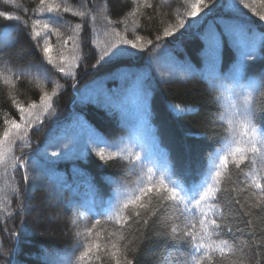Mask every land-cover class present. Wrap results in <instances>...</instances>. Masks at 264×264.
<instances>
[{"label": "trees", "instance_id": "obj_1", "mask_svg": "<svg viewBox=\"0 0 264 264\" xmlns=\"http://www.w3.org/2000/svg\"><path fill=\"white\" fill-rule=\"evenodd\" d=\"M138 2L140 11L132 17L129 14L137 6V0H67L73 11H84L86 16L82 19L71 12L62 13L67 26L61 27L60 36L53 34L48 40L53 64L75 73L73 77L64 76L48 64L42 47H37L31 38L32 21L41 15L37 12L39 0H0V11L21 18L8 21L0 17V51L3 52L0 72L15 82L13 87L0 77V137L7 127L5 120L19 122L20 113L12 103L13 96L25 107L37 104L32 109L33 123L28 132L30 146H22L17 140L13 150V155L28 161L29 180L23 179L25 170L5 171L0 165V264H69L74 251L75 255L79 254L77 224L82 231L95 218L101 219L105 228H119L101 214L114 202L117 186L131 184L137 175L130 171L127 157L121 160L114 156L101 161L91 151L90 138L95 135L109 143L131 144L135 150L142 148V156L151 153L158 165L167 164L169 170H174L175 178L186 185L199 180L210 151L218 147L220 135L213 133L225 131L215 100L219 93L214 85L220 79L183 75L185 67L190 66L184 58L189 54L193 57L205 44L212 32L210 27L239 25L262 39L255 49V58L242 65L240 53L227 45L220 49L215 61L207 60L215 63L216 70L222 68L220 78H225V84L231 80L247 83L264 77V21L259 20V15H264V0H244L248 8L235 0L240 11L230 8L233 0H206L208 7L201 5L197 17H185V27L180 29H176V13L179 11L183 16L185 11H190L194 0H148L153 8L142 7L144 0ZM193 19L200 22L189 27ZM76 23L83 24L78 34L72 32ZM169 25L174 34L163 38V29ZM70 35L74 36L73 40H68ZM136 35L143 37L141 43L146 51L117 43L121 37L135 40ZM157 35L162 37L160 41L156 40ZM218 38L226 39L224 30ZM148 39L153 41L152 45H147ZM124 47L137 55L109 61L114 52ZM101 56L103 59H99ZM3 62H7L11 73L5 71ZM156 63L168 69L161 66L154 71ZM141 65H149L148 80H128ZM216 79L217 82H212ZM143 84L151 89V96L144 103L143 112L140 111L142 119L134 121L135 114L125 109L128 106L125 103L129 102L133 88ZM53 89L57 94L52 98V108L44 113L40 97L44 92L51 95ZM134 97L138 98L135 94ZM254 102L264 103V94L254 97ZM174 106L188 110L178 111ZM36 114L41 116L42 124L34 119ZM205 133L208 138L200 135ZM53 151L57 156H52ZM250 167L246 162L241 171L230 165L231 179L225 181L221 193L225 227L219 238L227 239L232 246L234 251L229 256L234 255L243 264H264V204L257 201L256 189L250 187L244 175ZM50 199L61 212L45 233L42 225H35V211ZM161 211L164 214L159 219L150 218L149 226L142 232L136 231L132 221L125 226L127 239L132 240L129 248L134 249L128 252V259L138 264H160L165 249L156 234L164 231L165 221L173 210ZM228 228L232 231L228 232ZM79 239L82 242L84 238ZM186 247H170L168 251L174 258L186 259ZM93 264L112 262L100 253V260H94Z\"/></svg>", "mask_w": 264, "mask_h": 264}, {"label": "snow or ice", "instance_id": "obj_2", "mask_svg": "<svg viewBox=\"0 0 264 264\" xmlns=\"http://www.w3.org/2000/svg\"><path fill=\"white\" fill-rule=\"evenodd\" d=\"M6 2H14V0H6ZM243 8L249 5L240 0ZM204 8L208 7L206 0H194L191 4V10L185 11L183 16L177 11L176 16L178 23L176 29L185 27V17H197ZM141 4L137 0V6L129 14L136 17L140 11ZM142 7L153 8V5L144 0ZM230 8L234 11H240L239 5L235 0L230 4ZM253 14L255 10L253 9ZM40 18H35L31 25V38L36 41L37 47H42L43 56L47 63L57 68L64 76H75L63 66L53 64L51 53V45L48 37L50 35L60 36L61 27L67 25L63 22L62 13L71 12L72 15L81 17L86 16L84 11H73L67 0L56 3V0H39L37 8ZM47 13L48 15H44ZM207 13H205V16ZM0 17L8 21H20V16H14L10 13L0 11ZM95 19V17H93ZM203 19V17H201ZM259 20L264 21V15H259ZM112 23L111 20L108 21ZM200 21L193 19L189 27H195ZM133 24L139 27L137 22L133 20ZM27 27V22H25ZM38 29H42L38 30ZM83 29L82 23H76L72 32L78 34ZM226 31L233 35H239L244 38L246 43L240 52V64L246 60L255 58V43L248 38V33L239 25H225ZM174 34L171 25L163 29V38L170 37ZM117 36L120 33H116ZM74 36H69L68 40H73ZM143 37L136 35L135 40L121 37L117 43L130 46L131 49L140 52L146 51L145 45L141 43ZM162 37L157 35L156 40L160 41ZM41 41L43 44L41 45ZM67 44V40L64 41ZM147 45H152L151 39L147 40ZM209 45L213 58L218 54V38L214 32L210 33ZM159 46V44H157ZM3 52L0 51V56ZM136 51H131L128 47L120 48L114 52L109 61L122 57H134ZM75 59V57H73ZM103 59V57H99ZM108 62V61H106ZM5 71L12 72L7 62H3ZM5 84L15 86V82L10 76L0 72ZM217 88L219 95L215 98L218 106L219 120L221 127L225 129L218 140V147L210 151L206 166L200 173L198 181L185 184L181 180L175 178L174 170H169L167 164L158 165L152 159L151 153L141 155L142 148L135 150L131 144L124 145L121 143H109L104 137L95 135L90 138L93 145L91 151L101 160L106 161L116 156L121 160L127 157L130 171L137 175V179L129 183H121L115 190L114 202L109 204L107 210L101 216L110 222L113 226L119 225V228L113 227L111 230L102 226L101 219H94L89 222L90 226H85L81 231L77 224V245L76 249L79 254L70 259L69 264L75 261V264H93V261L100 260V253H103L112 264H138L128 259V252L134 251L129 245L132 240L127 239L124 232L125 226L129 225V221L136 226L137 232H142L143 228L149 226V219L164 213L161 209H171L172 215L165 221L166 227L164 231L158 232L157 238L160 239L165 254L160 258V264H243V261L236 258L233 248L227 239H220L225 225L223 224L224 212L221 205V193L224 191L223 185L225 181L231 179L230 165L237 170H241L242 165L247 162L251 167L244 175L250 181V187L255 188L254 195L257 201L264 204V103L254 102V97L264 94V77L259 80L249 81L247 83L241 80H231L229 84H225V78H219ZM57 94L53 89L49 95L44 92L40 97V107L44 113L52 108V98ZM12 103L16 105L20 113L19 122L16 119L5 120L7 125L0 137V165L5 171L11 168L13 172L23 169V179L29 180L28 161L13 155L14 146L17 140L22 146H30L28 132L33 123V111L37 108L36 103L30 104L28 107L17 103L15 97H12ZM178 111H187L188 109H180L174 106ZM34 119L43 123L39 114ZM259 125V127H258ZM40 130V129H38ZM203 138H208V134H200ZM139 147V146H137ZM52 156H57V152L53 151ZM134 158V159H133ZM259 165V166H257ZM16 189H13L15 192ZM239 203V201H236ZM243 208V205H241ZM79 219V217H78ZM76 224V221H73ZM155 223V221H153ZM100 226V227H98ZM170 229V230H169ZM232 229L228 228V232ZM83 237V241H80ZM123 242V243H122ZM177 246H187L185 249L186 259L174 258L173 253L168 249ZM216 253L219 256H216Z\"/></svg>", "mask_w": 264, "mask_h": 264}, {"label": "rangeland", "instance_id": "obj_3", "mask_svg": "<svg viewBox=\"0 0 264 264\" xmlns=\"http://www.w3.org/2000/svg\"><path fill=\"white\" fill-rule=\"evenodd\" d=\"M218 28L219 27H217V29H216L217 31H218ZM224 29H225V26H224ZM234 39H235L234 37H231V36L228 37V40H230V41H234ZM223 41L226 43V39H223ZM218 43H219V41H218ZM229 43L232 45V42H229ZM202 48H203V46H200L199 50L197 51V53L193 57L189 54L188 57L184 58V62L188 63L191 66V68H195V67L200 68L202 66V59H203L202 58V55H203L202 54ZM209 52H211V50ZM161 66L162 65L156 63L154 66V71H155V69L156 70L158 68L160 69ZM164 66H162L164 69L165 68L168 69L167 66H165V67ZM167 69H165V70H167ZM133 71H135L136 73L134 72V74H132V76H131V79H128V80L137 81V76L142 75L143 72L148 73L149 68L146 65H141V66H138L137 68H135ZM156 73H158V72L156 71ZM143 86L145 89H144V93H143L142 97L139 99H136L132 105V111L135 114V116H133L134 121H139L140 119H142L143 115H142V113H140V111H142L143 104L141 101L145 100L149 96L150 91H151V89L150 88L147 89V87L144 84H143ZM141 92H142V89L137 87V88H134L132 90V92H130L129 94L137 95ZM125 109L128 110V106ZM35 212H36V216H35L36 219L34 221L35 225H38V224L42 225L43 226L42 228L45 230V233H46V232H48L49 224L54 223L58 220V213L61 211H60V208L55 203H53L52 200L50 199V200L43 201V204L41 206H39V208H37Z\"/></svg>", "mask_w": 264, "mask_h": 264}]
</instances>
